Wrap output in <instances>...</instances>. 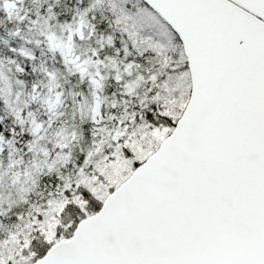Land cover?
<instances>
[{
	"label": "snow or ice",
	"instance_id": "6c2138e0",
	"mask_svg": "<svg viewBox=\"0 0 264 264\" xmlns=\"http://www.w3.org/2000/svg\"><path fill=\"white\" fill-rule=\"evenodd\" d=\"M0 264H264V0H0Z\"/></svg>",
	"mask_w": 264,
	"mask_h": 264
}]
</instances>
